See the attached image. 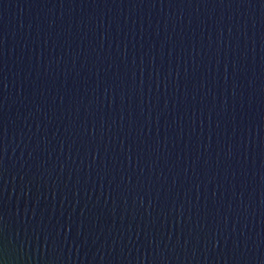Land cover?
Segmentation results:
<instances>
[{
	"label": "water",
	"instance_id": "obj_1",
	"mask_svg": "<svg viewBox=\"0 0 264 264\" xmlns=\"http://www.w3.org/2000/svg\"><path fill=\"white\" fill-rule=\"evenodd\" d=\"M0 264H264V0H0Z\"/></svg>",
	"mask_w": 264,
	"mask_h": 264
}]
</instances>
